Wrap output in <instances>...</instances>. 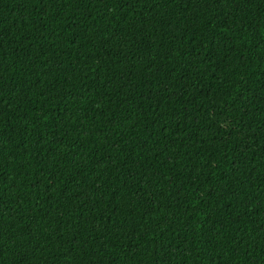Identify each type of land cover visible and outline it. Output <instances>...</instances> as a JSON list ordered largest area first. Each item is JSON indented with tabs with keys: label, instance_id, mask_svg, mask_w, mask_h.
Here are the masks:
<instances>
[{
	"label": "trees",
	"instance_id": "1",
	"mask_svg": "<svg viewBox=\"0 0 264 264\" xmlns=\"http://www.w3.org/2000/svg\"><path fill=\"white\" fill-rule=\"evenodd\" d=\"M0 264H264V0H0Z\"/></svg>",
	"mask_w": 264,
	"mask_h": 264
}]
</instances>
